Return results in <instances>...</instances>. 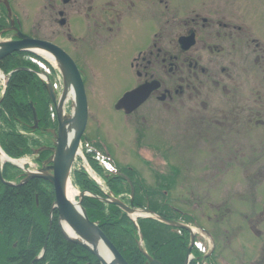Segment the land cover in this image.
<instances>
[{"label": "flooded vegetation", "instance_id": "obj_1", "mask_svg": "<svg viewBox=\"0 0 264 264\" xmlns=\"http://www.w3.org/2000/svg\"><path fill=\"white\" fill-rule=\"evenodd\" d=\"M18 1L0 0V17L7 21L0 23V42L19 40L18 32L27 35L22 32L19 19L23 13L14 6ZM186 2L36 0L42 8L39 12L46 13L59 26L67 48L41 36L42 30H36L39 37L33 38L64 51L83 86L87 120L81 142H89L106 154L101 143L103 137L98 133L100 118L96 120L91 114L113 110L122 116L124 127L132 128L129 143L123 148L128 147V152L149 168L151 162L168 165L176 161L173 157L176 158L177 146L181 150L178 160L187 159V146L202 141L222 145L223 159L228 162L247 160L250 134L264 129V47L252 33L246 11H225L222 5L207 6V3L188 9ZM127 37L136 42V50L124 61L127 63L124 75L126 71L132 79L130 86L118 96L106 99L107 93L99 83L106 81L104 71L107 72L106 64L111 62L109 48ZM55 71L51 69L50 80L55 78ZM8 83L0 91V112L19 114L6 113V121L0 123V148L9 159L0 164V204L7 205L10 211L16 209L18 216L13 215L12 225H3L9 215L0 217V264H32L44 245L47 250L51 233L58 229V214L54 212L47 241L48 232L33 257L39 246L32 244V239L43 231L46 220L48 226L49 210L56 197L53 180L57 183L65 180L67 186L70 178L86 174L77 170L73 173L78 153L71 161L68 156H58L60 119L47 90L40 84L35 90L9 92ZM134 91L145 100L130 112L117 109L124 95ZM9 94L18 96L10 100ZM9 101L15 102L14 107L5 104ZM170 116L177 121L170 123ZM91 124L95 128L90 129ZM161 124H166L167 129L169 126L180 129L179 144L156 139L155 130L164 129ZM108 146L116 157L114 149L118 146ZM147 149L155 152L154 159L145 155ZM86 154L93 157L87 151ZM152 170L157 172L156 177L162 176L158 169ZM176 171L178 174L179 169ZM179 243L184 255L182 264L187 259L188 264L196 260L203 263L186 237Z\"/></svg>", "mask_w": 264, "mask_h": 264}, {"label": "rangeland", "instance_id": "obj_2", "mask_svg": "<svg viewBox=\"0 0 264 264\" xmlns=\"http://www.w3.org/2000/svg\"><path fill=\"white\" fill-rule=\"evenodd\" d=\"M35 2L36 0H20L14 3L16 9L23 13L19 18L22 32L31 37H39L36 30H42L39 32L41 36L52 39L59 47L67 48L57 23H54L46 13L39 12V9L42 10L41 5ZM186 3L188 9L199 8V5L207 3V6L222 5L225 11L237 9L241 12L246 11L249 14L252 33L264 47V0H187ZM134 50L136 42L129 37L122 42H115L109 48L111 62L106 64L109 67L107 72L104 71L106 81L99 83L101 89L107 93L106 99L118 96L119 92L130 86L132 79L126 75V71V76L124 75L123 69L127 67L124 61ZM17 73L18 70L14 72ZM10 78L11 76L8 82ZM4 82L0 79V88ZM252 88L253 82L250 83V89ZM6 113L18 116L15 113ZM91 115L96 120L100 118L98 133L103 136V142L106 145L118 146L112 149L116 150L117 156L114 159L120 169L125 170L124 168L129 167L137 171L147 188L154 186L163 193L166 192V196L163 195L158 200H165L164 207L170 215H173V212L169 210V206L188 214L191 217L188 221L217 236L214 264H264V129L250 134L247 160L234 159L228 162L223 159L222 145L202 141L197 145L195 143L188 145L187 159L182 161L178 160L181 150L177 146L174 149L177 159L173 157L176 161L168 162L170 167L164 162H151L152 168L162 173L161 177H156L157 172L132 156L131 152H128V147L123 148L129 143L127 140L132 135V128L126 125L127 129L122 125L121 115L113 110L98 114L94 111ZM176 121L169 117L170 123ZM161 125L164 129L155 130L156 139H165L172 145L179 144L182 136L178 134L180 129L170 126L167 129L166 124ZM91 128L95 126L91 124ZM225 147L228 148L226 145ZM147 150L145 155L154 159L153 154ZM168 170L171 171L167 172ZM75 200L77 202L78 197ZM43 226L47 232L50 221L48 226L44 223ZM196 226L195 232L203 234ZM201 238L203 241L199 242L203 247L212 246L209 237L203 235Z\"/></svg>", "mask_w": 264, "mask_h": 264}, {"label": "trees", "instance_id": "obj_3", "mask_svg": "<svg viewBox=\"0 0 264 264\" xmlns=\"http://www.w3.org/2000/svg\"><path fill=\"white\" fill-rule=\"evenodd\" d=\"M1 19V18H0ZM1 22V20H0ZM35 57L31 54H15L0 63V70L8 75L16 68H28L36 70L37 67L32 63ZM40 85L34 74L19 72L13 74L8 83L9 92L27 89H37ZM18 95L9 94L10 100ZM13 101L8 102V106L14 107ZM6 104V103H5ZM7 110V109H6ZM6 111L0 112V120L6 121ZM11 113V112H10ZM19 114V113H15ZM90 164L97 174L102 175L103 171L97 163L90 160ZM106 183L119 196L129 193L128 185L120 177L106 176ZM75 185L81 190L86 189L91 193L101 195L93 183L89 182L83 174L75 175ZM143 191L136 188L134 205L142 208V199L140 198ZM155 194L152 195L151 204L152 211H159L160 205L157 203ZM82 207L86 210L90 221L98 223L104 235L110 240L115 248L120 252L128 264H146V259L140 253L138 248V235L135 226L131 220L120 209L115 206H108L100 203L92 198H84ZM164 212V210H162ZM17 215L16 209L9 210L7 205L0 204V217L9 215L6 225L14 220L13 215ZM163 215V213H162ZM165 216V215H163ZM1 224V223H0ZM138 226L143 237V245L145 251L154 258L160 260L162 264H182L183 252L181 251L178 239L170 234V228L153 220H138ZM58 228V227H57ZM25 234L28 230L24 231ZM42 235V236H40ZM45 238L44 231L38 233L33 239L32 244L39 246ZM40 246L35 250L33 257L38 254ZM33 259V258H32ZM28 262L27 264H29ZM38 264H100L99 261L85 249L66 241L59 230L51 233L47 250L44 258Z\"/></svg>", "mask_w": 264, "mask_h": 264}, {"label": "water", "instance_id": "obj_4", "mask_svg": "<svg viewBox=\"0 0 264 264\" xmlns=\"http://www.w3.org/2000/svg\"><path fill=\"white\" fill-rule=\"evenodd\" d=\"M19 41L12 42H0V61L7 58L13 53H43L50 56L57 64L59 74L63 83V92L59 100L54 97V92L49 84H46L51 99L56 105L57 113L60 119V138L58 143V156L67 157L71 161L78 149L80 136L85 127L87 120V106L86 98L82 88V83L78 78L75 68L70 58L62 52L59 48L54 45L34 40L18 34ZM38 53V54H39ZM45 79V78H44ZM46 80V79H45ZM73 94L74 103L72 105L73 110L71 116L62 118L63 108L68 95ZM139 92H131L126 95L118 102L117 109L125 108L127 112H130L131 108H137L144 100L145 97H138ZM64 117V116H63ZM73 135L70 137V134ZM0 160H8L0 150ZM66 181L63 180L61 183H57L53 180L55 185L56 201L51 208V214L57 210L59 213V227L64 238L78 245L87 251H89L94 257L98 259L100 264H128L120 253L116 250L113 244L106 238L103 232L98 228L97 224L89 221L86 212L81 207L80 201L73 202L67 197L65 189ZM84 194H80V200H82ZM107 204H113L120 208L132 220L141 217V213L132 207L125 206L119 200L111 197L107 199L97 198ZM132 203V201H131ZM156 220L170 225L185 229L191 235V243H193L192 231L189 227L173 223L165 220L159 216L154 217ZM139 250L141 254L146 258L147 264H161L160 262L152 259L142 247V237L140 235ZM45 253V247L39 258L33 261H38ZM185 264H188V259Z\"/></svg>", "mask_w": 264, "mask_h": 264}, {"label": "bare ground", "instance_id": "obj_5", "mask_svg": "<svg viewBox=\"0 0 264 264\" xmlns=\"http://www.w3.org/2000/svg\"><path fill=\"white\" fill-rule=\"evenodd\" d=\"M41 54H42V56H44L47 60H49L50 62H54V60L50 57V56H48V55H46V54H43L42 52H41ZM0 76H1V73H0ZM66 100H73V94H70V95H68V97L66 98ZM73 133L74 132H72L71 134H70V137L73 135ZM78 195V192L74 189V188H72V187H68V189H67V197H68V199L70 200V201H75V197Z\"/></svg>", "mask_w": 264, "mask_h": 264}]
</instances>
